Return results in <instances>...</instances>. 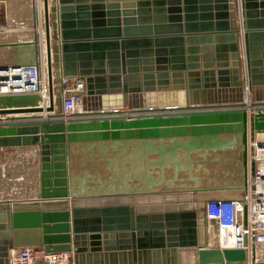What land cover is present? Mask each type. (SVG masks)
<instances>
[{"label": "water", "instance_id": "water-1", "mask_svg": "<svg viewBox=\"0 0 264 264\" xmlns=\"http://www.w3.org/2000/svg\"><path fill=\"white\" fill-rule=\"evenodd\" d=\"M43 2L46 108L35 92L0 95V149L37 148L39 160L37 195L0 199V264L24 246L76 264H246L244 249L207 244L206 204L245 201L248 143L264 133V0ZM1 46L17 48L14 66L39 64L37 42ZM70 95L81 110L65 118ZM234 138L237 185L104 181L75 165L95 144Z\"/></svg>", "mask_w": 264, "mask_h": 264}, {"label": "rangeland", "instance_id": "rangeland-1", "mask_svg": "<svg viewBox=\"0 0 264 264\" xmlns=\"http://www.w3.org/2000/svg\"><path fill=\"white\" fill-rule=\"evenodd\" d=\"M40 20L37 0H0V43L39 41L37 32ZM16 49L15 47L0 48V63L15 61L13 57L17 55ZM259 135L262 136L261 133L256 136ZM260 140L263 139L260 138ZM183 141L186 142V140ZM183 141L147 142L151 143V147H145L146 143L140 145L136 143L128 154L126 150L117 151L120 153L118 156H113L111 152L113 148L106 147L105 144L84 146V153H90V156L81 160L86 162L84 168L87 165L86 169H90L94 177L104 181L112 176L122 181L127 175L139 181L145 180L146 175H149L152 178L167 179L164 180L165 184L172 180L178 184L202 187L214 186V184L237 185L240 182L241 166L238 153L241 149L240 140L234 138L232 145L214 148L204 143L187 147ZM160 147L162 150H159ZM26 149L33 148L0 149V199L18 198L37 184V158H33L30 153H27V155L30 154L27 157ZM28 185L30 186L27 187ZM208 232L209 246L230 244V238L227 235L223 237L227 240L225 243L220 240L213 241L217 240L219 236L217 237L216 234L220 235V232L211 224H209Z\"/></svg>", "mask_w": 264, "mask_h": 264}, {"label": "built area", "instance_id": "built-area-1", "mask_svg": "<svg viewBox=\"0 0 264 264\" xmlns=\"http://www.w3.org/2000/svg\"><path fill=\"white\" fill-rule=\"evenodd\" d=\"M38 65L14 66L6 63L0 68V95L37 93L49 100L46 51L39 49ZM81 98L65 96L64 116L68 118L81 108ZM248 143V178L245 201H208L206 216L209 224L220 234L230 238V244L221 248L244 249L246 264H264V133ZM255 163L254 172L251 171ZM247 205V223L244 222V205ZM9 264H76L71 253H47L44 248L24 246L10 252Z\"/></svg>", "mask_w": 264, "mask_h": 264}, {"label": "bare ground", "instance_id": "bare-ground-1", "mask_svg": "<svg viewBox=\"0 0 264 264\" xmlns=\"http://www.w3.org/2000/svg\"><path fill=\"white\" fill-rule=\"evenodd\" d=\"M50 1V3H51V0H49ZM37 2H38V16L40 15V23H39V31L37 32L38 33V37H39V41H21V42H12V43H22V42H28V43H32V42H37V44H38V46H39V49L40 50H45V48H46V41H45V29H44V2H43V0H37ZM36 5H37V3H36ZM35 11V10H34ZM38 18V17H37ZM39 21V20H38ZM36 22V21H35ZM31 34H29V36H30ZM31 37H32V35H31ZM31 37H30V39H31ZM0 44H10V43H0ZM1 47H3V46H1ZM0 47V48H1ZM8 47V46H7ZM12 48H13V46H12ZM37 94L39 95V96H42L41 95V93L40 92H37ZM246 98V102L247 103H249L248 104V109H250V106H251V100L248 98V97H245ZM47 103H48V101H45V99H44V96H42V98H41V100L39 101V105L40 106H43L44 108H46V105H47ZM78 111H80V110H78ZM17 115H24V114H7V115H1V118L4 120L6 117H13V116H17ZM26 115H33V114H26ZM43 115H44V117L45 118H49V115H51V113L50 112H47V111H44V113H43ZM262 134V133H261ZM260 140V139H259ZM260 141H264V139L263 140H260ZM183 143V142H182ZM23 150V149H22ZM26 155H27V153H30V154H32V156H33V158H37L38 159V149L37 148H33L32 150H29V149H26ZM23 152H25V151H23ZM222 153V152H221ZM30 154H28L27 155V157L28 156H30ZM220 155V154H219ZM35 158V159H36ZM38 166H39V164H38ZM38 189V171H37V184H35V185H33V188H31V189H29V190H27V193H25V194H22V196L24 197H26V196H30V195H37V190ZM28 191H30V192H28ZM210 192H213V190H209ZM208 192V191H207ZM206 191H204V192H201L200 193V196H205V195H207L206 193H207ZM234 191H232V193H233ZM239 192V191H238ZM21 195L19 196V197H22ZM205 197H207V196H205ZM208 228H209V224L207 225V231H208ZM216 236L218 237L217 238V240H213L214 242H216V241H221V242H223V243H225V242H227V240L225 239V238H223L224 236H226L224 233H221L220 235H217L216 234ZM209 237V232H208V234H207V238ZM207 244L209 245V240H207Z\"/></svg>", "mask_w": 264, "mask_h": 264}, {"label": "crops", "instance_id": "crops-1", "mask_svg": "<svg viewBox=\"0 0 264 264\" xmlns=\"http://www.w3.org/2000/svg\"><path fill=\"white\" fill-rule=\"evenodd\" d=\"M2 48V47H1ZM13 50H15V49H13ZM14 53H15V51H14ZM13 53V54H14ZM81 110V109H80ZM129 110V108H128V106H126V107H124V109H123V111L124 112H126V111H128ZM43 113L44 112H41L39 115H42L43 116V118H45L44 117V115H43ZM126 115V114H125ZM7 118V117H6ZM5 118V119H6ZM138 144V145H140V144H145V147H147V146H149V144L147 145V141H125L124 143L123 142H121V143H119V142H107V143H105V145H106V147L107 146H109V147H111V148H113V150H111V152H112V155L113 156H118L120 153L119 152H117V151H120V150H126V153L128 154L129 152H131L132 151V149L134 148L133 147V144ZM102 145H104V144H102ZM97 152H99V151H97ZM101 155V154H100ZM90 156V153H84V147H80L77 151H76V153H75V161H76V170H77V172H79V173H91L92 171L90 170V169H86V166H85V168H84V164H86V162L84 161V160H81V159H83L84 157H89ZM37 163L39 164V160L37 159ZM82 164V165H81ZM129 165V164H128ZM83 166V167H82ZM220 186H224V185H221V184H219ZM30 186V185H29ZM226 186V185H225ZM28 187V186H27ZM32 196H36V195H30V196H26V197H32ZM23 197V196H22ZM25 197V196H24Z\"/></svg>", "mask_w": 264, "mask_h": 264}]
</instances>
